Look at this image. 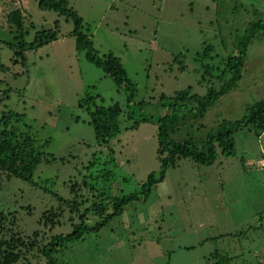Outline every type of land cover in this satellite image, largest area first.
I'll list each match as a JSON object with an SVG mask.
<instances>
[{"label":"rangeland","instance_id":"374dc122","mask_svg":"<svg viewBox=\"0 0 264 264\" xmlns=\"http://www.w3.org/2000/svg\"><path fill=\"white\" fill-rule=\"evenodd\" d=\"M37 2L0 0V115L22 116L12 126L43 154L29 182L0 171V243L11 241L20 253L13 264H46L42 247L70 233L100 193H139L147 175L159 171L155 121L170 113L162 103L178 92L202 96L217 88L215 77L248 26L264 21V0H68L96 56H114L123 66L135 89L128 105L124 88L76 49L73 22L41 11ZM11 13L21 16L26 43L43 31L56 40L27 50L23 64H15L13 50L3 44L19 36L7 22ZM205 53L209 57L200 61ZM241 72L236 87L202 118L183 108L169 139L192 140L202 152L209 135L264 99L263 36L249 42ZM85 101L120 107L117 137L96 140ZM255 134L251 127L238 130L235 154L217 149L212 165L177 159L146 200L128 204L97 234L54 255L56 264H214V251L241 231L246 251L264 248V132ZM74 201L77 212L70 209ZM222 234L229 236L215 243ZM226 256L231 264H257L255 255L241 261ZM259 256L264 264V249Z\"/></svg>","mask_w":264,"mask_h":264},{"label":"trees","instance_id":"16d2710c","mask_svg":"<svg viewBox=\"0 0 264 264\" xmlns=\"http://www.w3.org/2000/svg\"><path fill=\"white\" fill-rule=\"evenodd\" d=\"M37 6L41 11H53L58 15L70 19L73 22L74 29L72 35L76 40V49L85 51V59L95 67L101 69L103 73L111 78L116 86L123 87L127 92L126 102L130 105L135 95V89L125 75V70L120 62L114 56L108 55L101 59L96 56L91 47L90 40L81 32V18L68 7V0H38ZM7 22L13 24L18 29V37L12 41L3 42L8 48L13 50L15 64L24 61V53L32 48H39L56 40L55 33L39 32L36 33L34 42L26 43L24 41L23 22L18 13H11L7 17ZM248 36L239 42L236 46L234 55L228 57L225 66L220 71L217 78L220 85L217 88H210L202 96L197 94H188V92H178L171 101L162 103L163 107H168L170 113L159 117L155 124L158 125V149L157 159L159 162V171L149 173L146 181L141 185L139 193H131L122 197L106 196V192L98 195V199L93 201L92 205L85 208L79 216L80 223L73 225V229L68 234H59L50 239L49 243L42 247V254L46 258V264H56L54 255L72 246L78 241L84 240L91 233L97 234L114 217L120 215L123 209L130 203L139 200H146L149 196L151 187L163 181L166 172L174 166L179 158H187L200 165H212L219 154L223 156H233L235 154L234 135L241 128L251 127L255 135L260 136L264 132V99L250 105L240 120L224 123L218 131L207 137L205 148L202 152L198 151L192 140H185L182 143H175L169 139V130L180 120L179 112L185 108L193 118H202L206 111L213 106L222 96L230 92L237 85L242 76V67L247 52V46L251 39L256 35L264 37V21L258 20L250 24L247 28ZM208 51H212L208 48ZM209 57L208 53L201 55L200 61ZM19 60V62H17ZM17 62V63H16ZM23 64V63H22ZM212 70V69H211ZM211 70L206 71L211 75ZM219 68H216V72ZM190 92V91H189ZM91 100V99H90ZM189 100L195 103L190 107ZM88 105L87 111L90 125L93 129L97 141L106 143L118 136L120 132L121 109L117 104L108 106H99L95 102ZM91 105V108H90ZM132 118V114L128 115ZM22 116L13 112L2 113L0 115V171L7 173L8 177L20 179L29 182L32 178L36 166L42 161L43 154L35 146V140L28 134L18 132L12 123L17 124ZM150 119L141 118L140 122H149ZM166 155V156H165ZM61 200V199H60ZM63 201V200H62ZM78 202L70 205L73 212H77ZM96 218L94 223L84 220L87 215ZM35 244V242L33 243ZM34 246L32 245L31 248ZM14 245L11 241L0 243V264H13L20 256V253L14 252ZM214 264H231L226 255L219 251H214Z\"/></svg>","mask_w":264,"mask_h":264},{"label":"crops","instance_id":"0c3cea01","mask_svg":"<svg viewBox=\"0 0 264 264\" xmlns=\"http://www.w3.org/2000/svg\"><path fill=\"white\" fill-rule=\"evenodd\" d=\"M227 236H229V235L227 234ZM227 236H225V234H222V235H220V237L218 236L214 240V242L219 243L220 241L226 240ZM246 236H247V234H244L242 231L239 232L237 235H231L227 241L226 247L218 249L219 252L222 255L234 256L236 261H241L242 258H245L246 256L251 257V255H253V256L255 255L256 256L255 260H256L257 264H262V262H261L262 259L259 256V252H263L264 248L258 247L259 249L257 251H255V253H252L251 251L250 252L246 251L248 248H250V246L245 247L243 245L242 239H241V238H245ZM224 249H226V252H224Z\"/></svg>","mask_w":264,"mask_h":264},{"label":"built area","instance_id":"2783aa9c","mask_svg":"<svg viewBox=\"0 0 264 264\" xmlns=\"http://www.w3.org/2000/svg\"><path fill=\"white\" fill-rule=\"evenodd\" d=\"M260 166H262V167H263V166H264V163H260Z\"/></svg>","mask_w":264,"mask_h":264}]
</instances>
